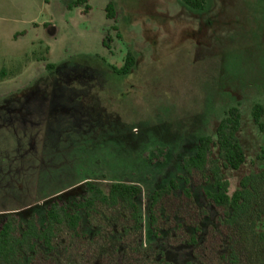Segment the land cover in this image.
Here are the masks:
<instances>
[{
	"label": "rangeland",
	"instance_id": "1",
	"mask_svg": "<svg viewBox=\"0 0 264 264\" xmlns=\"http://www.w3.org/2000/svg\"><path fill=\"white\" fill-rule=\"evenodd\" d=\"M73 2L0 0V225L36 215L43 227L48 206L83 199L86 182L105 193L136 184L140 234L123 208L80 213L82 237L61 230L54 252L41 249L33 264H264V216L241 230L221 227L203 194L214 190L199 175L192 200L178 180L162 201L159 239L149 219L152 194L184 174L200 137L216 144L232 107L245 163L222 169L229 195L264 172V133L252 118L255 105L264 109V1L206 0L201 12L179 0ZM212 159L223 167L216 145Z\"/></svg>",
	"mask_w": 264,
	"mask_h": 264
},
{
	"label": "trees",
	"instance_id": "2",
	"mask_svg": "<svg viewBox=\"0 0 264 264\" xmlns=\"http://www.w3.org/2000/svg\"><path fill=\"white\" fill-rule=\"evenodd\" d=\"M185 7L195 11H203L206 0H179ZM264 1V0H262ZM87 0H75L69 8L86 5ZM89 8L86 6L85 11ZM106 17L115 19L112 4L106 8ZM133 56L128 54L126 65L121 72L127 73L129 65L133 64ZM52 69V65L47 66ZM116 73L120 71L113 69ZM7 77L5 71L1 73V79ZM264 109L255 105L252 110V118L260 132L264 133L262 117ZM241 129V113L238 107L228 109L224 118L220 121L216 130V144L211 136H202L198 140L197 150L194 156L182 160V171L175 179H172L167 187L156 190L151 197L149 206L150 228L153 236L159 239L158 208L162 201L171 198L179 191L178 180L184 183L182 195L192 200L191 184L196 175L202 177L205 184H211L214 191H204L205 199L210 202L220 213L218 224L221 227L241 230L244 222L251 221L253 225L264 216V172L244 177L240 181L239 190L229 195V182L225 179L222 169L238 171L245 163V153L238 138ZM218 148V158L224 162L212 159V147ZM161 158L165 151L160 149ZM259 160H264V149ZM142 189L136 184L114 183L109 192L105 193L97 184L86 182L83 199H74L70 203L53 201L45 212V224L40 227L36 215H32L24 224H21L16 216L6 218L0 225V264H33L41 249L52 253L55 250V242L61 230L68 232L73 238L82 237V217L84 213L88 218L94 216L99 208L118 210L123 208L128 214L130 227L137 234L142 231V215L137 200L142 196ZM191 245H197V235L200 230L195 229ZM252 236L253 234L252 229ZM258 238L264 241V232ZM236 259L237 252H231ZM162 264H169L162 261Z\"/></svg>",
	"mask_w": 264,
	"mask_h": 264
}]
</instances>
